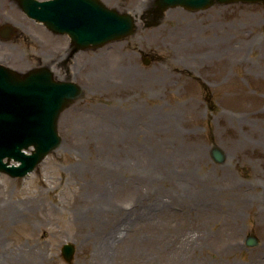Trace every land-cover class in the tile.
<instances>
[{
    "label": "rangeland",
    "instance_id": "rangeland-1",
    "mask_svg": "<svg viewBox=\"0 0 264 264\" xmlns=\"http://www.w3.org/2000/svg\"><path fill=\"white\" fill-rule=\"evenodd\" d=\"M103 2L136 28L75 53L82 91L59 113L60 144L23 177L0 172L19 209L0 215V264H94L99 224L117 230L107 264H264V4L172 7L153 23L152 0ZM5 21L15 27L0 39L6 65L49 63L63 77L50 59L66 35L15 0H0ZM250 233L258 241L247 246Z\"/></svg>",
    "mask_w": 264,
    "mask_h": 264
},
{
    "label": "water",
    "instance_id": "water-1",
    "mask_svg": "<svg viewBox=\"0 0 264 264\" xmlns=\"http://www.w3.org/2000/svg\"><path fill=\"white\" fill-rule=\"evenodd\" d=\"M231 1L237 0H155V4L161 12L173 6L201 9L214 2ZM16 2L35 21L43 22L55 32L68 33L75 49L101 46L130 35L135 29L133 15L108 7L101 0ZM51 72L46 66L17 72L0 64V171L10 176L23 177L60 144L61 137L57 132L59 113L81 93L78 84L71 80L54 79ZM29 147L32 148L26 152ZM210 148L211 158L215 161L225 159L220 147L213 145ZM244 239L248 245L257 243L251 234ZM60 251L62 257L70 261L75 247L71 242H64Z\"/></svg>",
    "mask_w": 264,
    "mask_h": 264
},
{
    "label": "bare ground",
    "instance_id": "bare-ground-1",
    "mask_svg": "<svg viewBox=\"0 0 264 264\" xmlns=\"http://www.w3.org/2000/svg\"><path fill=\"white\" fill-rule=\"evenodd\" d=\"M259 146L260 145H258V147ZM4 194H5L4 191L2 189H0V215H2L1 216L2 219L6 220V219L13 218L18 213L19 209H16L17 208L16 205L14 203H12L9 199H6L8 197L7 196L5 197ZM83 202H84L83 206L86 207L88 210L91 209V207H95V205L97 204L96 199L93 200L90 198H88V199L86 198V200H84ZM80 212H81L80 210L76 211L74 219L76 221H78L79 223H83L84 217L81 216ZM99 231H100V234L98 235V238L101 241V243L99 245L101 247L95 249V252H94L93 256H91V259L94 260V264H107V262H106L107 248H103V247H105L104 245L107 244L109 239H112V237L116 236L117 230H115L114 227H112L111 229L105 230L99 224L96 227L95 233H99ZM1 240H2V238L0 236V248H3V247H5V245L2 243L3 241H1ZM16 248H18V247H16ZM12 258H15V257L12 256Z\"/></svg>",
    "mask_w": 264,
    "mask_h": 264
},
{
    "label": "flooded vegetation",
    "instance_id": "flooded-vegetation-1",
    "mask_svg": "<svg viewBox=\"0 0 264 264\" xmlns=\"http://www.w3.org/2000/svg\"><path fill=\"white\" fill-rule=\"evenodd\" d=\"M2 25L4 26V25H6V23L3 22V23H1V26ZM4 33H5L4 30L0 31V34H1L0 38H3ZM71 50H72V48L70 47L69 41L67 40L66 43H65V46L63 48V52L61 54H58L56 56V58L50 59L51 63H55V65L59 69L63 70L62 72H63L64 77L65 78H69V79L71 78V75L69 73V71H70V69H69L70 63H72L73 65H78L77 61L75 62L73 60V57H74L76 52H73ZM85 62L86 61L83 60V62L81 64H79V66L77 68V73L80 71V68H81V70H82V68L85 69V64H84Z\"/></svg>",
    "mask_w": 264,
    "mask_h": 264
}]
</instances>
